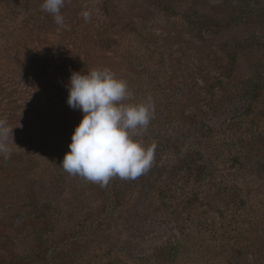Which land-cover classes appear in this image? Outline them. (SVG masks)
<instances>
[{
    "label": "rangeland",
    "instance_id": "374dc122",
    "mask_svg": "<svg viewBox=\"0 0 264 264\" xmlns=\"http://www.w3.org/2000/svg\"><path fill=\"white\" fill-rule=\"evenodd\" d=\"M42 3L0 0V255L264 264V0H65L63 27ZM103 68L155 105L152 167L106 187L60 167L70 77Z\"/></svg>",
    "mask_w": 264,
    "mask_h": 264
},
{
    "label": "clouds",
    "instance_id": "9594fccd",
    "mask_svg": "<svg viewBox=\"0 0 264 264\" xmlns=\"http://www.w3.org/2000/svg\"><path fill=\"white\" fill-rule=\"evenodd\" d=\"M65 0H43L42 9L63 27L61 9ZM85 22L91 13H81ZM67 104L79 110L83 118L75 128L61 168L70 175L106 187L110 180H134L145 174L154 163L155 145L145 146L136 136L146 131L155 118V105L146 102L125 103L132 96L127 82L108 68L93 69L86 74L73 72ZM13 129L0 121V153L9 152L7 137ZM13 136V135H12Z\"/></svg>",
    "mask_w": 264,
    "mask_h": 264
},
{
    "label": "trees",
    "instance_id": "16d2710c",
    "mask_svg": "<svg viewBox=\"0 0 264 264\" xmlns=\"http://www.w3.org/2000/svg\"><path fill=\"white\" fill-rule=\"evenodd\" d=\"M262 11H264V10H262ZM264 16V15H263ZM264 21V18H263V20H262V22ZM263 25H264V23H262ZM262 82V81H261ZM256 96H257V94H255V96H254V100L256 99ZM257 102V101H256ZM5 224H7V225H9V223H5ZM1 236H2V238L4 239H6L7 238V241L4 243V244H2L1 243V245H2V247H8V246H11V242L10 241H8V236H9V234H5V235H3V233H1ZM8 248H11L12 249V247H8ZM72 248V247H71ZM10 249H6V251L7 252H5V251H1V255H0V258H2V261H0V264H30L29 262H27V261H25V262H23L22 260H20L19 259V257L17 256V254H15V252L14 251H12V250H10ZM74 251H75V249H73ZM11 253V254H10ZM41 255H45L43 252H41L40 254H39V256H38V259L41 257ZM56 255H58L57 253H56ZM59 256V255H58ZM40 261L42 260L41 258L39 259ZM46 261H49V259H46Z\"/></svg>",
    "mask_w": 264,
    "mask_h": 264
}]
</instances>
